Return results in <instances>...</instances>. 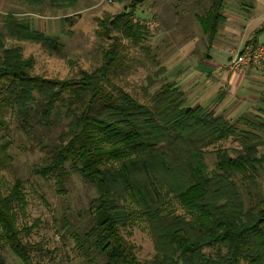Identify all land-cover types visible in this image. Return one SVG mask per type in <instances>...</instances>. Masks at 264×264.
Instances as JSON below:
<instances>
[{"label":"trees","instance_id":"obj_1","mask_svg":"<svg viewBox=\"0 0 264 264\" xmlns=\"http://www.w3.org/2000/svg\"><path fill=\"white\" fill-rule=\"evenodd\" d=\"M145 1L132 0L130 7ZM225 1L212 0L201 20L210 44L225 22ZM27 2L42 5L40 0ZM50 3L61 10L77 1ZM126 16H108L101 25L106 32L122 29ZM3 28L0 139L9 130L5 112H15L26 125L33 115L47 124L53 116L69 120V139L50 149L46 165L36 173L58 178L60 186L69 173L77 174L95 189L89 204L93 225L80 243L86 264H264V199L247 206L238 185L239 180L248 188H258L256 177L264 169V154L259 151L264 146V123L253 125L257 133L240 129L204 107H186L184 93L172 84L150 96L149 104L140 103L109 80L116 45L92 72L81 70L67 80L34 75V62L24 56L22 46L6 47L3 39L7 35L52 49L53 39L12 14L6 15ZM124 29V35L131 36L125 24ZM164 71L160 68L158 75ZM148 82L146 96L154 83L150 78ZM35 104L39 109L33 108ZM235 136L240 139L239 149L209 150ZM6 146L0 144L4 158ZM211 153L216 156L214 170L206 160ZM23 189L22 180L16 178L5 196L0 192V239L24 264H31V253H43V248L23 241L38 224L18 228L17 210L26 205ZM166 196L175 198L191 218L166 213ZM135 217L149 225L157 253L152 263L140 262L120 233ZM207 248L215 251L207 254ZM2 251L0 245V264H7Z\"/></svg>","mask_w":264,"mask_h":264},{"label":"rangeland","instance_id":"obj_2","mask_svg":"<svg viewBox=\"0 0 264 264\" xmlns=\"http://www.w3.org/2000/svg\"><path fill=\"white\" fill-rule=\"evenodd\" d=\"M18 1L4 0L3 11H0V34H6L3 28L6 14L16 10L12 5ZM40 1L41 6L26 4L25 9L31 12L32 17L28 23L35 30L49 22L47 36L53 39L55 47L47 48L32 42L20 43L7 35L3 39L6 47L15 44L22 46L24 56L34 62V75L51 80H67L77 76L81 70L92 72L103 65L105 53L116 45L117 58L108 74L113 86L123 89L140 103L149 104L150 96L172 84L184 93L186 107L198 106L195 99L198 92L186 87L192 77L187 81L186 77L192 74L193 63L204 60L202 56L208 49L207 32L201 29L199 21L207 16L212 0H147L143 6L137 5L134 9L130 7L132 0H77V4L61 10L52 8L50 0ZM250 3L252 1L227 0L223 11L246 12L248 9L244 6ZM262 4L264 0H258L259 16L263 14L260 8ZM124 13L128 16L123 18V28L112 27L106 32L101 22L108 16L115 18ZM124 24L129 27L126 29L130 30L129 37L124 35ZM191 41L196 42L194 54L187 58L192 65L184 69L185 66H181L185 64V56L181 49ZM252 41L253 38L245 43H232L228 49L251 44ZM260 41H264V34L260 36ZM178 53L181 63L174 60ZM172 57L174 62L170 63ZM179 65L181 70L178 67L174 69ZM160 68H165V71L158 75ZM149 78L154 83L149 88V96H146L143 90L148 86ZM261 78L264 80L262 75ZM107 88L112 90V87ZM39 106L35 104L33 108L39 109ZM204 108L223 116L240 129L260 133L253 129V125L264 123L259 105L238 117L217 112L215 104ZM4 116L9 130L3 131L0 139L1 145H7V157L0 154V192L5 196L16 178L23 182L26 205L22 211L17 210V225L21 229L38 224L23 241L43 248V253H31V264H86L80 243L93 225L89 204L96 196L95 189L77 174L69 173L60 186L58 178L53 176L47 179L36 173L38 168L46 165L50 149L69 139V120L64 116L60 119L53 116L47 124L33 115V120L26 125L13 111L5 112ZM239 143L240 139L235 136L209 150L219 147L239 149ZM259 151L264 154V146L259 147ZM206 160L209 169L214 170L215 154H208ZM70 165H65L66 171H70ZM256 180L257 189L248 188L238 180L247 206L258 204L264 199V169L259 170ZM165 198L166 213L175 212L191 218L175 198ZM124 205L134 210V206L128 203ZM120 233L132 246L140 262L152 263L157 258L149 225L144 219L135 217L128 226L120 229ZM0 245L3 246L7 264H24L4 240L0 239ZM214 251L205 249L207 254Z\"/></svg>","mask_w":264,"mask_h":264},{"label":"crops","instance_id":"obj_3","mask_svg":"<svg viewBox=\"0 0 264 264\" xmlns=\"http://www.w3.org/2000/svg\"><path fill=\"white\" fill-rule=\"evenodd\" d=\"M27 1L29 0H19L18 2L22 4L17 3L16 5H12L16 10L10 11L7 14H12L18 20L29 24L28 21L32 19V17L31 12L25 9L26 4H30ZM245 1H252L249 6H244L248 9L246 12L237 11L235 13H224L225 10L222 11L225 22L220 26L214 41L210 44L208 40V49L202 56L205 61H196L193 65L189 64L187 61V58L195 52L196 42L191 41L181 49L184 51L183 54L185 56V64L181 67L183 68L185 66L184 69H187L192 65V68L190 67L192 69V74L186 77V81L191 77L192 80L187 83L186 87L191 88V91L196 89L198 92L196 93L197 95H195L198 106L205 107L210 104H215L217 112L230 114L231 117L241 116L247 112V110H254L253 107L257 105H259V112L264 115V107L260 106H264V80L261 78L260 73L252 68L238 70L228 69L229 55L227 53L228 47L232 43H245V41L252 38L253 44L264 43V41H260V36L264 34V30H261L264 25V4L260 7L263 9V14L259 16L257 12L258 0ZM145 2L139 5L143 6ZM226 2L227 0L225 3ZM3 3L4 0H0V11H3ZM22 7L24 9H22ZM17 8L20 10L18 11ZM206 17L207 16H205V18ZM201 20L199 21L200 27L205 31L201 24ZM48 23L49 22L42 24L40 29L35 30L47 36V34H49ZM178 55L179 53L175 54L177 57L174 56V60L179 62L181 59L178 58ZM173 62L172 57L170 63ZM177 63L175 65H177ZM177 67L179 70L182 69L180 65L175 66L174 69ZM196 74L198 75L196 76Z\"/></svg>","mask_w":264,"mask_h":264},{"label":"built area","instance_id":"obj_4","mask_svg":"<svg viewBox=\"0 0 264 264\" xmlns=\"http://www.w3.org/2000/svg\"><path fill=\"white\" fill-rule=\"evenodd\" d=\"M229 70L252 68L264 78V43L245 44L228 49Z\"/></svg>","mask_w":264,"mask_h":264}]
</instances>
